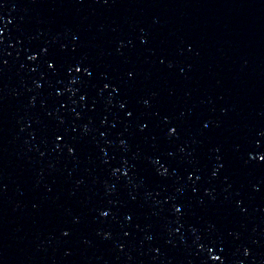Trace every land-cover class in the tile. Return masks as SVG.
Masks as SVG:
<instances>
[{
  "label": "water",
  "instance_id": "water-1",
  "mask_svg": "<svg viewBox=\"0 0 264 264\" xmlns=\"http://www.w3.org/2000/svg\"><path fill=\"white\" fill-rule=\"evenodd\" d=\"M0 28V264H264V0H0Z\"/></svg>",
  "mask_w": 264,
  "mask_h": 264
},
{
  "label": "snow or ice",
  "instance_id": "snow-or-ice-1",
  "mask_svg": "<svg viewBox=\"0 0 264 264\" xmlns=\"http://www.w3.org/2000/svg\"><path fill=\"white\" fill-rule=\"evenodd\" d=\"M2 31H3V29L0 28V32H2ZM33 55H36V54L33 53ZM52 63H53V61H52V60H49V64L51 65ZM73 67L76 69V71H80L82 66H81V64L77 63V64L73 65ZM73 67H69V68H68V72H72V71H73ZM83 71H84L85 73H87L89 76L92 75V73H91V71L89 70L88 67H84V68H83ZM131 74H132V73L130 72L129 75H131ZM105 87H108V85L105 84ZM112 87H115V85H112ZM122 106H123V105H122ZM127 115L131 116V115H132V112L129 111V112L127 113ZM165 119H168V118L165 117ZM140 127H141V128H144V127H146V124H145V123H141V124H140ZM168 132H169V133H175V132H176V127H175L174 125H169V126H168ZM56 135H57V139H60V138H61L60 134H56ZM256 144H257V145H260V144H261V141H260V140H257V141H256ZM69 151H70V152L74 151V148H73L71 145H69ZM249 155H250V156H253V155L258 156V157H259V162H264V147H261V148H259L258 150H254V152H251V151H250V152H249ZM113 170L116 171V170H118V169H113ZM124 171L127 172L128 169L125 168ZM189 175H191V173H189ZM180 207H181V206H180L179 204L175 205L176 210H179ZM102 214H107V210H105ZM129 218H130V217H129ZM245 251H247V249H245ZM213 258H214V259H220V257H218L215 253H213Z\"/></svg>",
  "mask_w": 264,
  "mask_h": 264
}]
</instances>
